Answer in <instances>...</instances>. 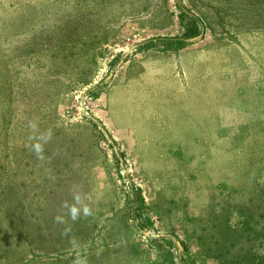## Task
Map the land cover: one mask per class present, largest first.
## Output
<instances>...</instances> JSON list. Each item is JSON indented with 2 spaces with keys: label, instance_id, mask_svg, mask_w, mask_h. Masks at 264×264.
Segmentation results:
<instances>
[{
  "label": "rangeland",
  "instance_id": "obj_1",
  "mask_svg": "<svg viewBox=\"0 0 264 264\" xmlns=\"http://www.w3.org/2000/svg\"><path fill=\"white\" fill-rule=\"evenodd\" d=\"M77 261L264 264V0H0V264Z\"/></svg>",
  "mask_w": 264,
  "mask_h": 264
},
{
  "label": "clouds",
  "instance_id": "obj_2",
  "mask_svg": "<svg viewBox=\"0 0 264 264\" xmlns=\"http://www.w3.org/2000/svg\"><path fill=\"white\" fill-rule=\"evenodd\" d=\"M29 128L34 134L38 131V125L35 122H29ZM51 138V131L47 133H41L39 136L32 135L29 137V139L36 140L35 143L30 145V148L34 152L38 160L44 161L46 159L44 155V145H46L51 140ZM73 201L74 203H72L71 205H69L67 202L62 205V207L67 208V214L73 221L79 219L81 217V213L84 217H87L92 214L90 207L88 206V204L84 203V200L82 199L79 193L74 192ZM55 222L61 224L66 223L62 215H57L55 217ZM64 234L67 235V230ZM77 264H80V262L77 261Z\"/></svg>",
  "mask_w": 264,
  "mask_h": 264
}]
</instances>
